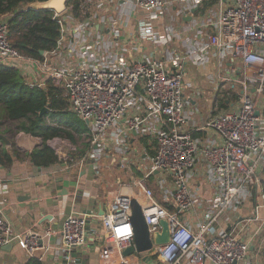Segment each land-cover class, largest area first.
<instances>
[{
    "label": "built area",
    "instance_id": "1",
    "mask_svg": "<svg viewBox=\"0 0 264 264\" xmlns=\"http://www.w3.org/2000/svg\"><path fill=\"white\" fill-rule=\"evenodd\" d=\"M207 1L67 0L66 9L55 13L56 47L40 58L11 45L13 14L0 17V62L17 67L32 87L52 81L63 88L71 112L88 123L81 135L90 152L80 163L91 158L97 174L104 158L118 159L122 171L147 170L121 182L101 215L105 235L119 251L115 264L141 260L134 199L151 236L168 221L170 241L147 251L166 264H243L258 237L260 248L264 243V116L255 98L264 97V0H214L205 8ZM211 63L213 102L202 118L197 97L204 89L188 71ZM231 89L238 101L226 109L220 100ZM143 137L155 141L153 154L139 143ZM202 183L213 188L211 198L200 194ZM248 203H254L253 216L244 217L239 210ZM253 222H261L255 231ZM88 236L85 215L73 211L49 263L74 264L72 254ZM12 238L0 207V249ZM18 241L33 256L42 238L30 233ZM131 246L135 251L124 256Z\"/></svg>",
    "mask_w": 264,
    "mask_h": 264
},
{
    "label": "crops",
    "instance_id": "2",
    "mask_svg": "<svg viewBox=\"0 0 264 264\" xmlns=\"http://www.w3.org/2000/svg\"><path fill=\"white\" fill-rule=\"evenodd\" d=\"M9 15V13L5 14L3 17L7 18ZM203 70L206 74L203 73ZM26 71L34 75L37 74L36 76L41 79V74L33 67H27ZM214 71L213 63L206 68L189 66L188 79L193 80L198 87L202 86L206 90L210 87L209 83L207 84V75ZM191 73L196 80L190 76ZM255 98L261 114L264 116V97L260 98L256 95ZM228 102L230 105L226 109L236 106L229 98L226 100L227 104ZM201 115L204 117L202 113ZM84 123L88 128V123L86 121ZM1 129L2 134L10 143L4 142L0 138V147H4L11 154L12 147L15 146L20 152V156H13V162L9 166L0 164V207L5 221L13 233V238L0 249V264H32L34 261L50 264L49 262L52 261L58 250L63 222L73 211L85 215L89 231L87 244L72 254L75 260L74 264H115L119 259V251L111 245L106 237L101 215L105 210L106 202L114 195L116 188L111 187L107 192L103 189L102 183L106 181L107 177L102 180L97 177L91 158H87L84 164L80 163L83 155H89L88 142L85 143L88 145L87 152L72 159L71 162L39 167L24 155L41 145L42 140L15 129L13 123L3 125ZM67 129L72 133V138L68 136L66 138L56 137L59 139H55V143L65 147L64 149L73 148L76 150L77 135L75 133H78L72 128ZM151 142L155 141L150 138L147 144L152 145ZM200 189L202 197L209 199L213 196L214 190L208 183H202ZM253 206L254 203H248L239 212L244 217L253 216L251 208ZM260 213L264 218V207L260 209ZM260 224L251 223V230L255 231ZM213 228L216 229V227ZM30 233H37L42 238L40 248L33 256L22 248L18 241L21 236ZM260 239L261 237H258L257 243L252 245L250 257L243 264H264V245L260 248ZM145 254L151 256V260L143 261L141 259L138 260V264H166L159 255L149 252L142 254L141 258ZM65 261L66 258L63 262ZM180 264L190 263L183 259ZM205 264L213 263L206 261Z\"/></svg>",
    "mask_w": 264,
    "mask_h": 264
},
{
    "label": "trees",
    "instance_id": "3",
    "mask_svg": "<svg viewBox=\"0 0 264 264\" xmlns=\"http://www.w3.org/2000/svg\"><path fill=\"white\" fill-rule=\"evenodd\" d=\"M38 1L44 0H0V17L8 13L13 14L8 21V38L11 45L23 56L32 58H40V51H52L60 33V25L53 11L31 6ZM213 3L214 0H208L205 2V8ZM220 103L223 108H227L226 100H220ZM44 107H48L49 111L40 115ZM68 113L72 112L69 98L63 88L56 86L52 81H48L43 87H32L17 67L0 62V134L3 125L16 123L17 125L13 124L15 129L40 138L43 144L24 155L34 165L48 167L60 162H71L62 159L48 145V141L56 137L72 138V133L67 128H72L78 134L87 131L86 124H82L81 120L67 121L65 116ZM148 148L151 154L155 152L150 144ZM87 149L88 145L83 149L77 148L76 151L79 152L71 153L70 158L75 159L77 154V158L82 156ZM13 156H20L15 146L12 147L11 154L4 147H0V164L9 166L13 162ZM263 175L264 171L261 174L264 188ZM32 264L41 262L34 261Z\"/></svg>",
    "mask_w": 264,
    "mask_h": 264
},
{
    "label": "rangeland",
    "instance_id": "4",
    "mask_svg": "<svg viewBox=\"0 0 264 264\" xmlns=\"http://www.w3.org/2000/svg\"><path fill=\"white\" fill-rule=\"evenodd\" d=\"M203 73L206 74V72L203 70ZM191 77H193V73H191L190 75ZM189 77V76H188ZM194 78V77H193ZM194 80H196L194 78ZM196 84V83H195ZM208 84V83H207ZM209 85V84H208ZM198 86V85H196ZM210 86V85H209ZM202 89H204V87L200 86ZM241 90V89H240ZM212 95H213V89L212 87L210 86L209 88H207L206 90L204 89V92L199 95L197 97V103H198V109L199 111L204 115V117L206 118L208 113H209V109L211 107V104L213 102V98H212ZM225 97H228L231 102L233 103H237L238 101V92H235L233 89H231ZM217 100H220L219 97H217ZM203 118V117H202ZM65 119L67 121H77V119L81 120L82 121V124L85 122L84 120L78 118L74 113H68L66 114L65 116ZM7 124V123H6ZM13 124H16V123H13ZM17 125V124H16ZM15 125V126H16ZM77 135L76 137V141H77V146H76V150L77 148L78 149H83L84 146H85V143H86V139L80 134H76ZM66 138V137H64ZM55 139H59V138H53L51 140L48 141V144H50V146L56 151V153L62 158H67L68 160H72L73 158L71 157L70 158V154L75 152H79V151H76L75 149L71 148V149H64L65 147H61V146H58L59 144L55 143ZM150 140L149 137H145L143 139H141L139 141V143L143 144V146L146 148L147 152H149V148H148V144L147 142ZM151 154V153H150ZM78 155V154H77ZM77 155L74 156V158H77ZM132 157H135L134 154L131 155ZM83 157H85V155H83ZM119 162L118 159H116L115 161H111L109 160L108 158H104L103 161H101L100 163V173L97 174V177L98 178H101V180L104 178V177H107L106 181H104L102 183V186L104 187L103 189L107 192L108 189H111V187L113 189L117 188L118 185L122 182H125V181H128L132 176L134 177H139L143 174H145L147 172V170L143 167V170H141L140 167H136V166H132L129 170H126V171H122L119 166L117 165V163ZM110 164L112 166V170H108L106 169V165L107 164ZM264 177V175H263ZM106 201V200H105Z\"/></svg>",
    "mask_w": 264,
    "mask_h": 264
},
{
    "label": "water",
    "instance_id": "5",
    "mask_svg": "<svg viewBox=\"0 0 264 264\" xmlns=\"http://www.w3.org/2000/svg\"><path fill=\"white\" fill-rule=\"evenodd\" d=\"M66 3L67 0H44V1H38L35 3H32L31 6H33L36 9H41V10H51L54 13L60 14L66 9ZM197 9H193L192 12H195ZM191 15H188L185 17V20H190ZM41 54L44 51H40ZM49 108L44 107L40 115H42L45 112H48ZM0 138L4 142H9L6 136L3 134H0ZM10 143V142H9ZM41 144H43V141H41ZM49 145V144H48ZM50 146V145H49ZM104 213V211H102ZM132 223L134 226V231H135V245H136V251L138 253L144 254L147 251L151 250L154 245L158 246L161 244L168 243L171 239V234H170V228L168 221L166 219H163L161 221V230L154 232L153 235L151 236L148 225L146 224L142 206L137 200L132 201V215H131ZM135 251L134 247L131 246L127 249L124 250L123 255L128 256L132 254ZM143 261L146 260H151V256L148 254H145L142 258Z\"/></svg>",
    "mask_w": 264,
    "mask_h": 264
}]
</instances>
